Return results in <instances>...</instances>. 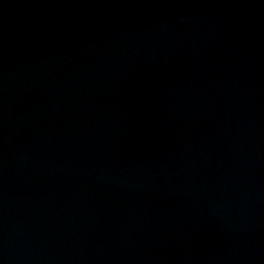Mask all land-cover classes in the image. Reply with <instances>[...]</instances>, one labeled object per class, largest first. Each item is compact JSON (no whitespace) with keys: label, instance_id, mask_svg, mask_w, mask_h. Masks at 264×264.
I'll return each mask as SVG.
<instances>
[{"label":"water","instance_id":"95a60500","mask_svg":"<svg viewBox=\"0 0 264 264\" xmlns=\"http://www.w3.org/2000/svg\"><path fill=\"white\" fill-rule=\"evenodd\" d=\"M0 264H264V0H0Z\"/></svg>","mask_w":264,"mask_h":264}]
</instances>
